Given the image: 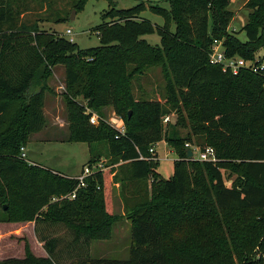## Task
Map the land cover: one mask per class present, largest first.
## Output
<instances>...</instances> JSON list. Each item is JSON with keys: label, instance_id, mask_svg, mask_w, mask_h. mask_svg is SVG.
I'll return each instance as SVG.
<instances>
[{"label": "trees", "instance_id": "1", "mask_svg": "<svg viewBox=\"0 0 264 264\" xmlns=\"http://www.w3.org/2000/svg\"><path fill=\"white\" fill-rule=\"evenodd\" d=\"M57 1L0 0V193L5 192L8 200L16 196L20 204L17 218L3 217L0 223L48 221L66 228L73 238L66 257L57 249L59 237L50 243L42 235L45 253L37 254L33 241L25 240L22 257L1 255L0 264H177L168 256L166 228L182 220L192 198L224 211L258 210L252 229L241 233L236 254L240 264H264V132L255 128L264 119V69L254 72L248 66L235 73L209 60L212 44L220 40L228 56L264 63V56H259L264 50V0L244 4L250 10L242 27L246 40L229 30L232 0H167L169 8L140 1L126 9L108 0L112 7L103 14L101 44L88 49H79L74 41L45 27L67 19ZM86 2L70 4L79 12ZM146 8L162 15L164 24L142 17ZM155 32L160 44L145 38ZM58 64L65 68L62 96L69 139L89 144L92 156L85 166L103 157L101 142H107L111 158L107 168L85 178L84 186L76 177L20 157L28 137L45 126V96L53 91L49 80ZM158 64L165 70L169 109L158 99H136L131 89L136 75ZM178 103L194 108L190 112L194 130L206 142L200 147L213 146L217 163L189 158L185 144L192 137L183 136L176 125L164 132L163 119ZM106 106L127 123L125 133L104 119L91 121L94 114L87 107L99 112ZM163 139L178 156L174 174L166 180L155 170L156 150H150ZM119 161L130 165L133 180L152 181L151 199L130 215L129 257H93L90 241L106 238L116 219L111 165ZM226 164L240 174L231 186L222 172ZM4 172L11 177H2ZM72 193L75 197H69ZM239 238L240 234L233 240ZM194 250L179 249L178 254L189 259L186 264H207L204 246L195 245ZM220 251L219 264L234 263V253Z\"/></svg>", "mask_w": 264, "mask_h": 264}, {"label": "rangeland", "instance_id": "2", "mask_svg": "<svg viewBox=\"0 0 264 264\" xmlns=\"http://www.w3.org/2000/svg\"><path fill=\"white\" fill-rule=\"evenodd\" d=\"M71 0H58L56 5L66 9L65 21L48 22L45 27L57 30L58 34L73 38L79 49H88L101 44L99 35L100 26L104 23L103 14L111 9L108 0H87L84 7L76 13L75 18H71L73 8ZM117 8L126 9L136 5L140 1H145L147 5L157 3L160 6L169 8L167 0H115ZM247 0H232L230 9L234 11V18L231 21L229 30L235 33L241 40H246V33L242 27L248 19L250 10L245 7ZM142 17L148 18L158 25L164 24V17L146 8ZM33 21L36 16H29ZM71 28L72 34H66L65 30ZM171 29L175 30V24L171 23ZM151 44H160V36L157 32L145 35ZM259 56H264V50L260 51ZM56 67V68H55ZM55 75L50 78L49 83L53 91L46 92L44 113L46 116V126L41 131L35 132L28 137V142L24 143L27 149V157L30 160L38 161L49 169L61 174H81L85 164L90 161V146L85 141H73L69 139V129L67 120V106L62 96L65 80V70L63 65H56ZM63 67V68H62ZM54 70V69H53ZM165 70L161 64L147 68L144 73L136 75L131 82V89L136 99H158L170 108L172 103L167 102ZM81 102L83 100L80 99ZM88 111H93V120L104 119L108 124L118 131L125 133L127 123L121 116L116 114L112 106L103 107L97 112L87 107ZM168 114L169 120L163 119L164 132L169 133L171 127L176 125L183 136L192 137L191 145L203 146L206 142L200 137L201 133L195 132V122L190 118V112L194 108H187L185 104L178 103L171 108ZM57 116L59 118H55ZM195 119V118H194ZM63 123V124H62ZM255 128L259 132H264V119L255 123ZM168 135V134H166ZM157 149V163L155 170L163 180L169 179L174 174V162L178 159L177 153L170 147L165 139L154 145ZM107 142L98 145L103 157L97 162L104 168L109 165ZM156 161V158L152 159ZM114 168L113 183V212L116 215L110 232L106 238L98 237L90 241V254L93 257L108 258H128L132 244L131 213L151 199L152 181H136L131 178L130 165L126 161H119L111 165ZM222 172L226 184L231 186L234 181L240 178V174L234 172L228 164L222 167ZM10 176L9 172L2 173V177ZM4 184V183H3ZM5 185V184H4ZM13 188L18 189L15 183ZM6 194L0 193V218H17L19 213V202L16 196L13 200H8ZM185 199H191L186 197ZM190 207H186L182 220L176 224H171L166 228L167 240L166 247L168 256L177 264H186L189 259L180 258L178 251L184 249L195 251V245L204 246V258L207 264H219L221 259L220 249L226 253H234V263L240 264L237 253V246L242 242L241 233L252 229L254 219L259 214L258 210H229L224 211L212 202L205 200L191 199ZM6 206V208H5ZM46 208L42 211V214ZM240 238L233 240V237ZM46 235L52 243L55 237L61 239L57 249L61 250L66 257V246L73 238L70 231L61 226H56L50 222H18L0 223V256L6 257L16 255L22 257L24 254L25 240L33 241L34 250L37 254L45 253V245L39 236ZM237 235V236H235ZM206 251V252H205ZM218 252L220 255H218ZM225 264V263H224Z\"/></svg>", "mask_w": 264, "mask_h": 264}, {"label": "built area", "instance_id": "3", "mask_svg": "<svg viewBox=\"0 0 264 264\" xmlns=\"http://www.w3.org/2000/svg\"><path fill=\"white\" fill-rule=\"evenodd\" d=\"M65 33L66 34H72L71 28H67L65 30ZM70 41H74V39L71 38ZM209 60L212 64H221L223 66L224 70L230 69L235 73L238 72V70L240 68L248 67V66L251 67L254 72H259L262 69H264V63L258 65V64H254L253 62L249 63L245 59L238 57V56H228L225 52L223 45H222V41H220V40H215V42L212 44L211 50L209 52ZM166 120H169L168 115L165 117V121ZM91 121L95 122L93 120V117L91 118ZM120 132L124 133L121 130H120ZM185 145L188 149H191L193 151V156L189 157L191 159H196L199 161H208V162H213V163H217L219 161V158L216 155L215 148L211 145H206L203 148L193 146V145H191L190 142H186ZM150 150H151V152L155 151L154 147H152ZM27 156H28L27 155V149L23 145V146H21L20 157L27 159L28 158ZM31 164H32V162H31ZM103 169H104V166H102L100 163H95L91 166L86 165L83 168L82 173L80 175L76 176V178L79 180V186L85 185V178L88 175L92 174L95 171L103 170ZM69 197H75V193L70 194Z\"/></svg>", "mask_w": 264, "mask_h": 264}, {"label": "crops", "instance_id": "4", "mask_svg": "<svg viewBox=\"0 0 264 264\" xmlns=\"http://www.w3.org/2000/svg\"><path fill=\"white\" fill-rule=\"evenodd\" d=\"M56 68V67H55ZM55 68H54V71H53V75H52V77L55 75ZM63 68V67H62ZM63 70H65V68H63ZM51 77V78H52ZM61 87H64L65 88V80H64V85L62 84V86ZM55 118H59V119H61L60 117H58L57 116V113H56V117ZM47 122V121H46ZM46 124L47 123H45V126H46ZM63 124V123H62ZM44 126V127H45ZM155 148V150H156V152H157V149H156V147H154ZM32 162H34V163H36V164H39V165H42V166H44V167H46V168H48L47 166H45L44 164H42V163H40V162H38V161H33V160H31ZM63 175H65V176H70V177H76V176H78V174H63ZM80 175V174H79Z\"/></svg>", "mask_w": 264, "mask_h": 264}, {"label": "water", "instance_id": "5", "mask_svg": "<svg viewBox=\"0 0 264 264\" xmlns=\"http://www.w3.org/2000/svg\"><path fill=\"white\" fill-rule=\"evenodd\" d=\"M76 13H77V10L74 9L73 12H72V16H71L72 19L75 18ZM129 115H131V112L129 113ZM187 156L188 157H192L193 156V151L191 149H187Z\"/></svg>", "mask_w": 264, "mask_h": 264}]
</instances>
